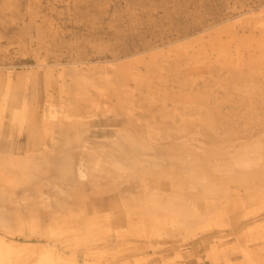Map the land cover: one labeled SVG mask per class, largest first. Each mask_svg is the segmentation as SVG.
I'll return each mask as SVG.
<instances>
[{
	"label": "rangeland",
	"instance_id": "rangeland-1",
	"mask_svg": "<svg viewBox=\"0 0 264 264\" xmlns=\"http://www.w3.org/2000/svg\"><path fill=\"white\" fill-rule=\"evenodd\" d=\"M0 240L264 264V0H0Z\"/></svg>",
	"mask_w": 264,
	"mask_h": 264
},
{
	"label": "bare ground",
	"instance_id": "bare-ground-1",
	"mask_svg": "<svg viewBox=\"0 0 264 264\" xmlns=\"http://www.w3.org/2000/svg\"><path fill=\"white\" fill-rule=\"evenodd\" d=\"M14 252L13 249H11V247L9 246H5V243L3 242V240H0V264H4L5 262H9L7 261L10 257V255ZM44 259L48 260L49 262H51V264H55L58 261H54L53 260V256L50 253H44L42 255ZM58 260H61V258L58 257ZM39 264H42V262H40Z\"/></svg>",
	"mask_w": 264,
	"mask_h": 264
}]
</instances>
